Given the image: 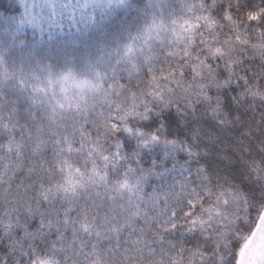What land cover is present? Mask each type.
Returning <instances> with one entry per match:
<instances>
[{"label": "snow or ice", "instance_id": "6c2138e0", "mask_svg": "<svg viewBox=\"0 0 264 264\" xmlns=\"http://www.w3.org/2000/svg\"><path fill=\"white\" fill-rule=\"evenodd\" d=\"M0 264H264V0H0Z\"/></svg>", "mask_w": 264, "mask_h": 264}]
</instances>
